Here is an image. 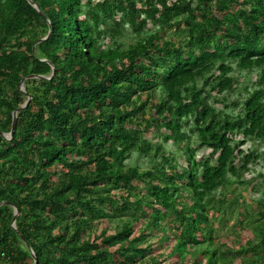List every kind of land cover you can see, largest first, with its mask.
Segmentation results:
<instances>
[{
    "label": "trees",
    "instance_id": "1",
    "mask_svg": "<svg viewBox=\"0 0 264 264\" xmlns=\"http://www.w3.org/2000/svg\"><path fill=\"white\" fill-rule=\"evenodd\" d=\"M28 95L0 264H264V0H0V132Z\"/></svg>",
    "mask_w": 264,
    "mask_h": 264
},
{
    "label": "rangeland",
    "instance_id": "2",
    "mask_svg": "<svg viewBox=\"0 0 264 264\" xmlns=\"http://www.w3.org/2000/svg\"><path fill=\"white\" fill-rule=\"evenodd\" d=\"M257 71L258 70L253 69L250 72H248L249 73L248 74V73H245V72L239 73V71L237 69L233 70V73H232L233 76H240V78H239V81H240L239 88H242L241 92L244 91L245 87L248 88V89L249 88L251 89L253 87V84L250 83V82H247V79H245V81L242 80L243 75L246 76V77H248V75H250L251 78L255 80L256 77L258 76V74H257L258 72ZM166 146H169V144L166 145ZM251 147L255 148L258 152L262 151V155L257 160V162H255L254 164L251 165V169L247 173H245L243 175L242 178L245 179L246 181H248V180L255 181L254 179L258 180V179H261V178L264 177V147L263 146H259L258 144L253 143L252 141H251ZM204 152H206V151L204 149H201V150L198 151V154H201V153H204ZM250 186H251V184H242L239 187V189H240L239 191L242 193L241 195L243 196L245 201H248L251 198H254L256 196L257 197L260 196V193H258V194H256L255 192L250 193L249 192ZM250 205H251V203H250ZM254 209H255L254 207H251V210H254ZM118 221H119V219L114 220V222L112 223V227L114 225H116L118 223ZM238 233L240 234V236H238L237 239L239 241H241V243H244V242H246V240H248V239L250 240L252 238V235H251L250 231L241 230ZM217 237L218 238L215 239L216 242H218L221 237H222L221 239L223 241H225L226 243L231 242L232 239H233L232 235L229 233V231H227L225 229L219 230V233H218ZM237 243L239 244L240 242H237ZM235 264H237L236 260H235Z\"/></svg>",
    "mask_w": 264,
    "mask_h": 264
},
{
    "label": "water",
    "instance_id": "3",
    "mask_svg": "<svg viewBox=\"0 0 264 264\" xmlns=\"http://www.w3.org/2000/svg\"><path fill=\"white\" fill-rule=\"evenodd\" d=\"M34 6L37 8L36 5H34ZM32 76H34V75H32ZM36 77L44 78V76H42V75H36ZM22 81H23V79L21 80V83H22ZM21 90L26 94L25 89H24L23 86H21ZM29 100H30V96L28 95V96H27V99L24 101V103H23L20 107H18L15 111L12 112V124H11V129H10V131L7 132V133H5V132H0L1 135H3V136L6 137V138H10V137L12 136V133H13V130H14V127H15V124H16V112L19 111V110H21L22 108H24V107L27 105V103L29 102ZM3 203H7V202H6V201H1V202H0V205L3 204ZM17 214H18V210H17V208H16L15 206H13L12 226H13L14 228H15V224H14V222H15V219H16ZM32 254H33V252H32ZM33 256H34V255H33Z\"/></svg>",
    "mask_w": 264,
    "mask_h": 264
}]
</instances>
